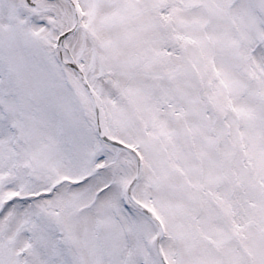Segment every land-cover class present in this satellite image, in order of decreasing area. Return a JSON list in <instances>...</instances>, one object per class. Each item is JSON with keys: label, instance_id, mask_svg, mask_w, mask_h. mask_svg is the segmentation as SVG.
Segmentation results:
<instances>
[{"label": "snow or ice", "instance_id": "1", "mask_svg": "<svg viewBox=\"0 0 264 264\" xmlns=\"http://www.w3.org/2000/svg\"><path fill=\"white\" fill-rule=\"evenodd\" d=\"M0 264H264V0H0Z\"/></svg>", "mask_w": 264, "mask_h": 264}]
</instances>
